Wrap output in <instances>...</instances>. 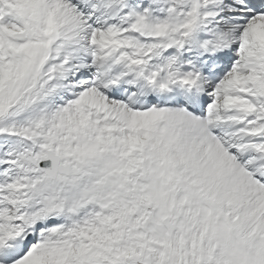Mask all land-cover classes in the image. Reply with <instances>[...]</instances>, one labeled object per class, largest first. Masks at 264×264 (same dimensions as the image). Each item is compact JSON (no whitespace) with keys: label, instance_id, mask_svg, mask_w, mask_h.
I'll return each instance as SVG.
<instances>
[{"label":"snow or ice","instance_id":"6c2138e0","mask_svg":"<svg viewBox=\"0 0 264 264\" xmlns=\"http://www.w3.org/2000/svg\"><path fill=\"white\" fill-rule=\"evenodd\" d=\"M0 264H264V0H0Z\"/></svg>","mask_w":264,"mask_h":264}]
</instances>
